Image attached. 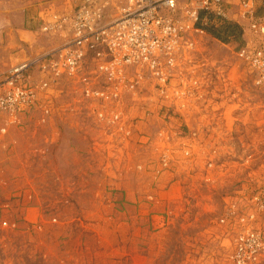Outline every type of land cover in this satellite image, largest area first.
I'll return each instance as SVG.
<instances>
[{
  "label": "rangeland",
  "instance_id": "374dc122",
  "mask_svg": "<svg viewBox=\"0 0 264 264\" xmlns=\"http://www.w3.org/2000/svg\"><path fill=\"white\" fill-rule=\"evenodd\" d=\"M240 23L236 40L196 33L164 85L148 76L118 104L85 96L86 69L0 121V264H232L220 218L264 185V82L239 52L261 37ZM60 42L38 35L33 55ZM1 46L4 71L24 57L23 40Z\"/></svg>",
  "mask_w": 264,
  "mask_h": 264
},
{
  "label": "built area",
  "instance_id": "2783aa9c",
  "mask_svg": "<svg viewBox=\"0 0 264 264\" xmlns=\"http://www.w3.org/2000/svg\"><path fill=\"white\" fill-rule=\"evenodd\" d=\"M258 3L264 7V0H78L69 10L53 12L41 27L61 38L54 50L22 59L0 74V121L13 122L41 95L51 99L60 77L86 69L96 77L80 78L82 92L105 107L118 104L123 90H136L148 76L164 85L175 59L195 48L196 33L243 18L249 19L250 30L261 42L239 52L257 82H264V21L253 16ZM35 68L41 79L32 76ZM260 214L264 185L249 195L237 191L229 199L220 222L234 232L229 244L232 264H253L262 257Z\"/></svg>",
  "mask_w": 264,
  "mask_h": 264
},
{
  "label": "crops",
  "instance_id": "0c3cea01",
  "mask_svg": "<svg viewBox=\"0 0 264 264\" xmlns=\"http://www.w3.org/2000/svg\"><path fill=\"white\" fill-rule=\"evenodd\" d=\"M48 1L0 0V74L4 72L5 55L4 48L1 45L6 34L24 41L25 46L20 51L15 52L16 54L21 51L24 52V57H20L18 60L31 57L33 56V50L31 49L33 41L38 35L54 36L47 32L44 33L41 30L42 25L50 20L53 12L69 10L72 3H74L73 0H62L61 3L56 4L55 1L48 4ZM235 22L241 24L240 20ZM13 55L15 54L13 53Z\"/></svg>",
  "mask_w": 264,
  "mask_h": 264
},
{
  "label": "trees",
  "instance_id": "16d2710c",
  "mask_svg": "<svg viewBox=\"0 0 264 264\" xmlns=\"http://www.w3.org/2000/svg\"><path fill=\"white\" fill-rule=\"evenodd\" d=\"M205 30L222 41L236 40L242 35L241 25L231 21H225L217 26L213 24L208 25L205 27Z\"/></svg>",
  "mask_w": 264,
  "mask_h": 264
}]
</instances>
